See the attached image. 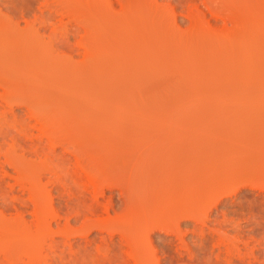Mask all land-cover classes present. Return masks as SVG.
I'll use <instances>...</instances> for the list:
<instances>
[{
    "label": "rangeland",
    "instance_id": "rangeland-1",
    "mask_svg": "<svg viewBox=\"0 0 264 264\" xmlns=\"http://www.w3.org/2000/svg\"><path fill=\"white\" fill-rule=\"evenodd\" d=\"M177 1L181 3L180 6ZM177 1L0 0V131L9 133L11 129L13 133L17 132L18 134H16L20 138H31V140L42 137L40 135L45 132L46 136L47 133L54 131H57V134L67 133L66 135L70 134V139L75 142L77 141L76 137L79 142L82 139L87 149L86 152L90 156L104 152L103 156L106 157L102 156L101 160L104 161L106 158V165L111 160L108 166L112 167L115 176H119L117 172L120 173L118 179L122 176L120 178H123L122 181L138 180L135 177L137 173L140 176L141 170L145 172L146 169L148 170L146 172H149L154 167L155 170L156 167L162 166V169L164 168L162 180L171 182V189L177 186L184 188V185L188 187L189 195L182 196H185V201L181 204V209L184 210V214L183 212L181 214L182 216L188 215L190 212L192 215V212L198 210L197 216L204 215L203 222H207L206 226L204 223V225L202 224V221L198 223L197 218L193 220L196 217L194 215L196 212L193 213L195 216H192L193 218L181 216L182 218L177 223L178 218L175 216L180 218L179 208L174 219L165 218L166 221L170 220V223L175 220V225L179 224L177 226L179 231H177V227H175V231L181 235H176L174 232L169 234L171 239L175 238L172 239L174 242L170 241L168 244L171 248L169 249L167 245L165 246L167 249H165L159 243L158 246L163 248V253L154 242L156 247H152V250L154 249L152 251L147 245L149 242L144 243L147 240L142 241L146 248L137 242L139 246H142V250L139 249L141 247L134 246L133 243L130 248L127 243L126 250L129 256L126 257L129 263H137L139 261L136 260L139 258L141 261L145 255L154 253L150 258L146 256L153 264H164V262L166 264L169 254L175 261H178L176 262L178 264L183 261H186L187 264L190 258L194 259L190 260L193 264H216L218 261L220 264L223 260L226 262L221 264H229L230 259L233 262L235 260L240 262L244 256L248 257H245L242 263L245 261V264L246 262L249 264L246 258L249 260L253 258L255 263L259 260V264L261 262L264 264V260L261 261L258 257L262 252L256 253L258 252L256 249H259V245H261L260 251H263L262 255H264V248H262L264 246V242H262L264 241V229L263 226H260L263 233H258L262 232V229L260 231L257 228L260 216L255 214L257 209L258 211L264 210V205H262L264 204V0L262 2L256 0V2H261H257V6L254 5L255 0H253L254 3L252 0H250L251 2L240 0V7H243L239 8L237 12L231 10L234 14L230 13L229 7L232 9V4L237 0H229L233 2L230 4L231 6L229 4L226 6V8L228 7V11H226H230V15L218 2L208 4L209 8L205 6L204 2H201L202 0ZM242 2L245 4H241ZM246 2L252 4V9ZM196 6L206 12V14L202 13L204 18L201 13L199 16L195 13L196 11H193L196 9L198 13L200 12ZM213 6L216 10L223 8L227 18L233 15L232 20L228 21L226 18L227 22L224 21L225 13L222 10L218 11L221 15L214 12L216 10L213 9ZM238 6L237 3L236 8ZM247 7L250 8L247 10ZM171 8L175 9L173 12H176L177 15L180 12L179 16L173 14ZM254 8L258 11H255ZM210 10H213L214 15L211 14L212 11L208 13ZM188 11L190 15L193 12L196 15L186 17ZM248 11L251 12L248 13ZM259 11L261 13L258 14ZM235 12H239V14ZM251 13H253V18ZM215 14H219V16L216 15V19H214ZM173 15L178 18L174 19ZM235 15L242 19H239L238 22ZM193 16L195 18L189 22L188 18L192 20ZM197 16L200 17L199 20ZM206 21L208 22L206 23ZM9 94H12L15 99L7 102L5 97ZM45 135H43V139H45ZM3 146L1 148L3 152L5 148L9 150L11 147H14L17 153L20 152V147L17 144H12L10 136L6 137ZM57 149L60 148L56 146V151ZM99 156L95 158H101ZM110 156H116V158L112 157L116 162ZM28 159V163L32 162L30 156ZM112 161L113 163H111ZM101 163L104 165L103 162ZM23 165L25 166L27 163L25 162ZM7 168L10 167L5 165L6 171L9 170ZM25 168L32 169L29 164ZM98 172L100 171L97 170V173L90 174H95L94 177H97ZM10 173L12 175L14 171ZM18 173L11 176V179L7 177L6 180L15 184L11 195L21 197L20 186L18 187L19 183L16 180L19 176ZM131 174L132 176L135 174V176L132 177ZM143 174L145 176V173ZM15 175L17 177L14 183ZM20 175L21 178L18 177L20 181L22 179L26 182V179L22 177L23 174L20 173ZM127 176L128 178L130 176V179H127ZM258 188L259 190H257ZM225 192L231 193L232 196ZM23 195L26 198V193ZM214 195L216 196L214 197ZM217 195H222V199L229 204L231 202H235V204L231 203L230 207L228 203L227 205L226 202H222V205L219 204L214 208L210 202L214 204L219 198ZM244 195H246V199L253 195L248 197V200L255 198L257 200L263 196L260 197L263 201H259V199L255 201L258 203H253L256 207V209L253 207V210L250 208L253 204L249 203L250 200L247 203ZM186 197L190 198L186 199ZM213 197L216 200L213 201ZM253 197L254 199H252ZM230 198H233L234 201ZM188 203L190 204L189 208ZM223 203L230 207L228 208L230 212ZM246 203L251 206L248 208L245 206ZM232 205L239 209L234 206L231 209ZM239 205L242 206L243 211ZM208 207H213L214 210L218 208L217 215L219 216L213 219L214 216L209 212L213 208L209 209ZM219 208H223L221 210L224 213ZM247 208L251 210V214L247 213L250 212ZM190 209L193 211L191 212ZM254 211L255 213H253ZM29 212V210L25 212V216L27 213L26 220L31 218ZM205 213H210V218L208 214L205 216ZM221 213L225 216L224 218ZM263 213L264 211L261 214L263 215ZM254 214L255 220L257 219L256 223L253 222L255 221L252 216ZM47 215L50 217V213ZM247 215L253 218H251V223L248 220L252 226L248 224L244 226L248 223ZM48 217L46 218L48 219ZM219 217H222L223 220L221 221ZM2 219L0 218V222ZM215 219L219 223V229H222L223 225V230H220L222 234L216 233L220 231L214 225L215 221H212L214 222L212 227L211 223H208ZM260 220L258 223L261 222ZM263 220L264 218L262 222ZM4 221L5 219L3 225H5ZM61 221L65 220L62 218ZM224 221L230 222H227L226 225ZM233 222L237 224L236 227L240 223L239 229L237 228L238 234L241 229H244L243 232L246 230L254 232L255 225V230L259 231L256 230V234L241 231L243 235H247V238L241 236V232L239 236L237 233L234 235L236 231L235 225L232 226ZM61 223L59 224L61 225ZM193 224L198 227L196 228L194 225L196 229L193 228ZM52 225H54L53 222ZM230 225L234 228L233 231ZM240 225L244 228H240ZM260 225L263 224L260 223ZM5 226L7 227V225ZM55 227L54 229H56ZM214 228L217 229L216 232L213 231ZM193 229L197 230L196 233L202 231L196 234L195 230L192 233ZM223 232L229 235L228 237L224 233L223 237L225 238L222 237V239L225 243L221 239L218 240ZM73 235L69 237L70 242H68L72 245L75 244L74 239L77 238L76 240L80 241L84 237ZM89 235L94 239L93 233ZM89 235L87 239H90ZM155 235L153 233L152 237L154 238ZM187 236L189 237L187 238ZM232 236L239 238L237 240ZM54 237L53 244L56 245L54 249H58L57 247L61 245V242H59L60 245H57L58 239H65V237L58 233L54 234ZM143 237L146 239L145 235ZM152 237L151 239H153ZM190 237L194 239L190 240ZM199 238L201 239L199 240ZM230 238L236 239L238 243L236 244L235 240L233 242L236 247L240 245L239 250L234 248L235 244ZM243 238L248 239L246 240L248 245H242V243H246ZM92 239L91 241L94 243L95 240ZM97 239L99 242V238ZM178 239L180 240L178 241ZM56 240L58 241L55 242ZM97 241L94 244H97ZM63 242L62 246L69 245L65 241ZM177 242L182 243L177 244ZM227 243H233L234 250L230 245V254H226V249L230 247ZM76 245L78 246L77 243L74 246ZM252 245H255V248ZM128 247L133 251L128 252L131 251L128 250ZM133 247H136L139 253L134 251ZM143 248L151 250V252L144 251V254ZM157 248L158 250L155 252ZM249 248L253 251L251 252ZM240 249L241 252H239ZM126 250L124 248L122 251L125 255ZM235 250L242 256H237V258L233 252ZM47 251H50L47 256L52 255L50 253L53 250ZM140 251L143 253V257ZM2 252L4 253L3 248L2 251L0 250V258L3 256ZM42 252L45 253V251ZM42 252L40 255H44ZM134 252L140 254L141 257L139 255L137 259V255H134L136 258L133 255L130 256ZM193 252H196V256L191 255ZM232 252L233 255H231ZM201 253L203 256L206 253L208 258L202 256L203 259L205 258L203 261L202 257H199ZM250 253H253L252 256L258 254L255 256L257 260ZM229 255L231 257L235 255V257L230 258ZM47 256H42V260L49 259ZM224 256L227 259L230 258L228 262ZM52 258L50 260H53ZM261 258L264 257L261 256ZM39 259L41 260V256ZM56 259L58 260V258ZM50 260L48 262L52 264ZM147 260L145 258V261L142 260L141 263L152 264ZM208 260L213 261L209 262ZM39 262L42 263V261ZM254 262L252 263L251 260L250 264H254ZM236 263L238 264L237 261H235ZM42 264L48 263L45 261ZM230 264L232 263L230 262Z\"/></svg>",
    "mask_w": 264,
    "mask_h": 264
},
{
    "label": "bare ground",
    "instance_id": "bare-ground-1",
    "mask_svg": "<svg viewBox=\"0 0 264 264\" xmlns=\"http://www.w3.org/2000/svg\"><path fill=\"white\" fill-rule=\"evenodd\" d=\"M232 1L230 2L229 0H202L201 2L202 3L204 2L205 6L209 7V8H210V5L209 6H207V5L211 4L212 2H213V4L215 2L221 3L223 5L224 9H225V12H227L228 11L227 10L228 7L226 8V6L228 4L229 5L232 4L233 3ZM237 1H235V3L232 4L233 5L231 7L232 9H230V7H229L230 11L232 10V11H236L237 12V11H239V8L243 7V6L240 7V4H239L240 0H237ZM242 1H244V0H242ZM259 1L262 2V0H259ZM180 2H188V1L187 0H183V1L181 0ZM257 2L255 0V3H254V1L252 3H254L255 6H257ZM261 2H258V3H261ZM177 3H179V2L177 1ZM237 3H238L239 6L236 8ZM246 3L248 4L249 2H246ZM180 4L181 3H179V6H180ZM241 4H243V2ZM248 6H251V9L253 7L252 4H248ZM261 6H262V4H261ZM198 7L199 6H196V8L199 11L201 8H198ZM174 8H171L172 9L171 12L173 14H175L176 16H179V13H180V12L178 13L179 10L177 11V13H178V15H177L176 12H173ZM211 8H212V5H211ZM214 8L215 7L213 6V9ZM235 8H236V10H235ZM249 8L247 7V10ZM256 8H254L255 11H258L257 10L258 8L257 9ZM259 8H261V7H259ZM222 9H220V10L214 9V10H216L214 12H218V11L221 12ZM254 9H253V11H254ZM261 9H263V7ZM245 10H246V8H245ZM193 11H196L195 13L199 14V16H200V13H201V15L204 18V15L202 13L205 12V11L200 10L199 13L197 12L196 9L193 10ZM222 11L224 12V10H222ZM232 11L230 13L234 14V12H232ZM210 12H211V14L214 15L213 10H210L208 13H210ZM220 12H218V13L220 14ZM229 12H227V13L229 14ZM249 12H251V11H248V13ZM187 13H188V16H186ZM187 13H185L186 15L184 14L186 17H190L191 15L195 14L193 12V14L190 15L189 11ZM259 13H261V12L259 11L258 14ZM205 14H206V12H205ZM219 14H215V18H214V16H213V18L216 19V15L219 16ZM223 14H222V16L224 18V15L226 16L227 14L226 13L224 15ZM236 14H239V12L236 13ZM252 14L253 13H251V16H252ZM254 15H256V14H254ZM176 16H174V19H175ZM248 16H249V14H248ZM259 16L261 17V15H259ZM232 17H233V15L230 18H227V16H226L224 18V21L227 22V19H228V21H231ZM239 17L240 16H238V15L235 17V18H237L238 22H239V19L240 20L242 19L241 17L240 18ZM250 17H248V18L250 19ZM176 18H178V17H176ZM194 18H195L194 16L192 17V20L190 18H188L189 19L188 21L192 22ZM203 18H201V19H203ZM246 18H247V16H246ZM252 18H253V16H252ZM254 18H256V17L254 16ZM180 19H181V17H180ZM197 19L199 20L200 17L197 16ZM243 19H245V18L243 17ZM207 22L208 21H206V23ZM226 22H224V23H226ZM224 26H225V24H224ZM13 98L15 99V97L12 94H9L8 96L5 97L7 102L11 101ZM1 131H0V218L1 219L3 218V219L1 221L2 223L0 222V226L2 227V228L0 227V250L2 251V248H3L4 253L2 252L3 256L1 255L2 258H0L1 259L0 260V264H17L19 261L22 262L23 264H35L37 262H38V264H42V263H45V261H47V263L49 264L50 262H48V261L52 258V256H53V258H52L53 260H50L52 262V264H127L128 260H127L126 256H129L127 254V250H126L127 243L130 246V248H132L133 245H131V244L133 243L134 246L141 247L139 249L142 250V246L141 245L139 246L138 243L139 244L140 243L143 244L142 241L143 240L144 241L147 240V242L145 241L144 243H148L149 242L150 245L149 244H147V245H148V247L151 250H152V247L155 248L156 246H158L159 243H160V245L162 244L163 248H164L165 246H167L169 244L170 241L174 242V240H172V239H175V238L171 239L170 238L171 236L169 237V234H170V232H174V234L176 233L175 227H177L179 224L178 225H175V224H176V222L178 223L179 219H181L183 216H187L186 218H188L189 216H191L190 218H193V217L196 216L195 218H193V220L197 218L196 221L197 222L199 221L198 223H200L201 221H202V224L203 223L204 224L207 223L206 221L203 222V216L204 215L201 217V215H202V214H200L201 212L199 213L200 216H197L198 210H197V212L194 211V212H196V214H194L195 215L194 216L193 215L194 212H192L193 210L191 211L192 208L190 209V211L192 212V215L189 212L188 215H183L182 216L181 212H183L184 210L182 211L181 204H182L183 201H185L184 197L186 195H189V189H188L187 186L185 187V185H184L185 189L183 188V186L181 188H178V186H177L176 188L174 187V188L171 189L170 188L171 187V182H165L164 180H162V178H163L162 177V172H163V169H164V168L162 169V166L161 167L158 166L159 168L156 167L155 170H154L155 167L153 166L154 168L152 167L153 169H150L149 172H146V171H148L146 169H145V172L143 170H141V172H139L140 176H138V173H137V175L135 177L136 179L138 178V180H135V181H132L130 179V176H129V178L127 176V179H130L131 181L130 180L129 181H125L124 180L125 181V183H124V181H122L123 178L120 179L122 176L118 179V177L120 176V173L117 172L119 176L116 175L117 176L116 177L115 173H114V170L111 169L112 167L108 166L109 165L108 163L111 160H109V158H108L109 161H108L107 165L105 164V159L106 158L104 159V161L101 160L103 157H106V156H103L104 152L101 153L102 155L101 154H97L96 155V156L101 155V156H99L101 158L97 157L98 159L95 158L96 156H90L86 152L87 149H86L82 139L79 142L78 138L76 137L77 141L75 142V141L70 139V134H68V135H66L67 133H65V134L64 133L57 134L58 132L54 131L53 133H50V132H49V134L47 133V136L45 135L46 132L43 134V135H45L44 138L46 139V141H45V139L42 138L43 135H40L42 137L37 138L36 140H31V138L30 139L29 138L26 139L24 137L20 138V136L17 135L18 133L17 132L13 133V131L11 129H10L9 133H8V131H6V132L5 131L1 132ZM7 136H10V139L12 140V144H17L18 147H20V152L19 153L16 152L14 147L13 148L11 147V149H13V151H11V149L8 150V148H5L4 152L1 150V148L4 147L3 145L6 142V137ZM47 145H49V146H47ZM56 146H58L60 148V149H57V151H56ZM95 153H97V152H95ZM112 155H114V154H112ZM29 156L32 158V160L30 159L32 161L30 163H28L29 162V159H28ZM107 157H108V155H107ZM112 157L116 158V156H110V158H112ZM25 159H27V161H25ZM113 159L114 158H112V160ZM106 161H107V159H106ZM113 161L116 162V160H113ZM113 161L111 163H113ZM25 162L27 163V165L28 164L31 165L32 169L29 168L31 170H28L27 168H25V167H27V165H25V166L23 165V164H25ZM101 162H103L104 165H102ZM5 165L7 167H10V168H7V169L10 170V172L14 171V174L15 173L17 174L19 172L18 173V175H19L18 177L21 178V175H20V173H21V174H23V176H22L23 179H26L25 180L26 182L22 181V179L20 181V178H18L16 175H15V177L13 179V181L15 183V179L17 177L16 180H18L17 182L19 183L18 187L20 186V190H21L20 192L22 193L21 197L17 196V195H15V196L11 195V193H13L12 191H14V187L13 186L15 184L9 182L10 180L7 181L6 178L7 177L10 178L11 176L13 177L14 174L12 173V175H11L9 170L6 171ZM113 167H115V166H113ZM97 170L100 171V172H98V176L99 177L97 176V174H96L97 177H94L95 174H90L92 172L93 173H95V172L97 173ZM28 171H29V173H28ZM118 171H120V170H118ZM141 173H142V175H141ZM143 173H145V176H144ZM131 176H132V174H131ZM134 176H135V174H134ZM134 176H132V177H134ZM186 183H184V184H186ZM232 188H234V187H232ZM259 188L257 190H259ZM183 191H184V193H182ZM225 191H228V190H225ZM23 193H26V195H25L26 198L24 197ZM222 194H224V193H222ZM226 194L227 195L230 194L229 196H232L231 193H229V192L226 193ZM22 195H23V197H22ZM183 195H185V196L182 197ZM215 196L216 195H214V197ZM221 196L217 195V197L221 198V199L217 198V200H216V198L213 197L214 199L212 198V200L213 201L216 200V201L214 202V204H211V202H210V205L211 206L213 205L214 208H216L217 205L219 206V204H221L222 202H226V201H224L222 199ZM251 196H253V195H251ZM245 197H246V195H244V198ZM248 197H247V199L245 198L247 203L250 200L249 203L253 204V203H255V201H258V199L260 201L261 200L260 197H263V196H260L259 198H257V200H256V198L254 199V197L252 198L254 200H251V199L248 200ZM187 198H190V197H186V199ZM231 199L233 200V198H230V200ZM208 201H209V199H208ZM261 201H263V200H261ZM227 203L229 204V202H226V204ZM231 203L229 204L230 207H231ZM247 203H246L245 206H247L249 208L251 206V204L249 205ZM256 203H258V202H256ZM184 204H186V203L184 202ZM223 204H225V203H223ZM232 204H235V202L232 203ZM187 205H188V208H189L190 204L188 203ZM206 205H207V203H206ZM225 205H224V207H225ZM227 205H226V207H227ZM259 205H260V203H259ZM259 205H258V208H259ZM262 205H264V204H262ZM233 206L236 207L235 205H232L231 209L234 208ZM242 206H243V203H242ZM242 206L239 205L240 209H241ZM254 206L255 205L253 204V206L250 207V208L253 209ZM221 207H223V206H221ZM230 207H227L226 209L229 211L228 208H230ZM260 207H261V205H260ZM263 207H262V209H263ZM179 208H180V213L178 215L180 216V218L178 216H175L177 214V210H179ZM210 208H213V207H210ZM214 208L211 211H209L214 216L213 219L217 218L219 216V215H217L218 214L217 212H219L218 208L215 209V210H214ZM236 208H238V207H236ZM248 208H247V210L250 211V212H247V213L251 214L252 212ZM221 209H223V208H221ZM221 209H220V211L224 213V211H222ZM254 209H256V207H254ZM28 210L30 211L29 214L31 215L30 216L31 218L27 217L28 219L26 220V216H27L28 212L26 213V216H25V212L28 211ZM208 210H206V211H208ZM259 210H261V209L259 208ZM186 211L188 212V210H186ZM255 211H257L258 214L255 213ZM255 211L253 213H255L256 215H259L261 217V215H262L261 213L264 210H261L262 212L258 211V209L255 210ZM236 212H237V210H236ZM259 212H261V213H259ZM49 213H50V217H48V215H47ZM183 214H184V212H183ZM206 214H208V213H205V216H206ZM241 214H242V212H241ZM255 214L252 215L254 219L252 218L251 215H250L251 217H249L247 215L250 218V219L248 218L247 221L250 220V223H251V221H252L251 218L253 220H255V218H256ZM209 215H210V213L208 214V217H209ZM215 215H216V217H215ZM238 215H240V214H238ZM238 215H235V216H238ZM174 216L176 218H178V220L175 223H174L175 220H173L171 223H170V220L166 221L167 219H171V220H172V218L174 219L175 218ZM263 216H264V213L262 215L261 220H260V217H259V220L261 222L258 223L259 220L257 221V224H258L257 228H259L260 231L262 229V227L260 228V226H263V229H264V223H263L264 220L262 222V219L264 218ZM46 217H48V219ZM222 217L224 218L225 216H223V214H222ZM222 217L221 218L219 217L221 219V221L223 220ZM239 217H237V219ZM62 218L65 221L62 222L61 221ZM165 218H167V219L165 220ZM209 218H207V219H209ZM4 219H5L4 224L7 225V227L5 225H3V220ZM216 220L217 219L211 220V222L208 221L209 224L211 223V227L214 224V222H212V221L216 222V224H214V225H216L217 227L219 226V223ZM233 220H234V218H233ZM256 220L253 221V222L256 223ZM221 221H220V223H221ZM52 222L57 227H55L54 225L51 226ZM167 222H169L170 224L167 223ZM224 222H222V224H224ZM227 222H230V221H227ZM227 222H225L226 225H227ZM59 223H61V225ZM250 223L248 221V223L244 224V226H246L247 224L251 225ZM260 223L263 224V225H260ZM239 224H238V227H236L237 224H235V222H233V224H232V226L235 225L234 227H235V231L236 232L235 233L233 232L234 235L238 232ZM194 225H196V224H193V228H195ZM53 226L56 229H54ZM205 226H206V224H205ZM251 226H249V227L253 230L254 225H253V228ZM197 227H198V225H196V228ZM178 228L179 227H177V231H179ZM204 228H206V227H204ZM208 228L209 227H207V229ZM221 228L222 229H219V227H218V231L223 230V225H222ZM240 228H244V227L243 226L241 227V225H240ZM247 228H248V226H247ZM255 228H256V225H255ZM255 228H254V232L253 231H251V232L256 234V230H258V229L255 230ZM195 229H193V232L192 231L191 232L194 233ZM211 229H213V228H211ZM263 229H262V232H258V233L262 234L263 233ZM188 230H190L189 227H188ZM216 230L217 229H215L213 231L216 232ZM233 230H234V228L232 229V231ZM242 230L244 231V229H241V231ZM200 231H202V230H200ZM224 231H225V228H224ZM241 231L239 230V234H240ZM247 231H249V230H246V232ZM196 232H197V230H195V233ZM242 232H241V236L243 235ZM246 232H243V233H246ZM251 232L249 231L250 234H253ZM57 233H58V235L61 234V236H64L65 239H66L65 240V239L61 238V239H58L59 241L58 240L55 241V242L58 241L57 245L61 244L60 246L62 248L59 246L61 249L59 247H57L59 250L58 249H54V246H56V245L53 244V241H54L53 239L55 238L54 234H57ZM77 233H79V234H77ZM92 233H93V236H94L93 238L94 239H92V237L90 238L89 234H92ZM151 233L152 234L153 233L156 234L154 238L152 237ZM177 233H176V235H179ZM198 233H196V234H198ZM216 233L222 234L221 231L220 232H216ZM224 233H226V232H223L222 236L219 234L221 236V238H218V240L221 239L223 241V239L225 238V237H223ZM73 234H75V235L77 234L80 237L84 236L83 237L84 239L82 238V239H80V241H79V239L76 240L77 238L75 237L76 239H74V242H75V244L76 243L78 244V246L76 245L77 247L74 246L75 244L72 245V243H68V242H70L69 241L70 240L69 237L72 236ZM239 234H238V236H239ZM261 234H260V236H262ZM88 235H89L88 238H90V239H87ZM144 235H145L146 239H144V237L142 238V236H144ZM226 235H227V233H226ZM150 236L153 239H151ZM190 236H191V233H190ZM196 236L194 237L195 239H196ZM227 236L229 237V235H227ZM230 236H231V233H230ZM243 236L247 238V235L245 236V234H244ZM258 236H259V234H258ZM188 237L189 236H187V238ZM192 237H190L191 238L190 240L194 239V238L192 239ZM222 237H223V239H222ZM232 237L236 238L237 240L239 238V237L237 238L235 236H232ZM251 237L253 238V236H251ZM97 238H99V242L97 241L98 240ZM177 238H178V236H177ZM234 238L233 239L230 238V240L232 239V242H233V240L236 241V239H234ZM246 238L245 239L243 238V241L248 240ZM248 238H249V235H248ZM91 239L93 241L95 240V242L97 241V244H94L95 242L93 243L91 241ZM180 239H182V238H180ZM180 239H178V241ZM200 239L201 238H199V240ZM205 239H207V238H205ZM240 239H242V237ZM61 240L65 241L69 245H65L67 247L62 246V244H64V242L62 243ZM181 241H183V239ZM208 241H210V240H208ZM59 242H61V243L59 244ZM153 242L155 243L156 246H154ZM262 242H264V241H262ZM135 243H137V244L135 245ZM178 243L179 242H177V244ZM180 243H182V242H180ZM186 243H184V244H186ZM237 243L238 242L236 241V244ZM247 243H248V241H246V243L245 242L242 243V245L243 244L246 245ZM257 243H259V242H257ZM202 244H204V243H202ZM208 244H209V242H208ZM227 244H226V247L228 245L229 246L232 245V244H228V245ZM236 244H235L234 248L236 247ZM169 246L170 245H168L167 247L170 249L171 247H169ZM178 246H180V245H178ZM252 246H250V247H252ZM260 246L261 245H259V249H256V251L258 250V252L255 251L256 253H259V254H260V252L263 253V251H260L261 250ZM148 247H147V249H148ZM243 247H245V246H243ZM124 248L126 250L125 251L126 255H125V253L122 252L124 250ZM130 248L128 247V250ZM133 248H135L134 251H137L136 247H133ZM144 248H146V245H144ZM158 248H159L160 251L162 250V252H163V248L162 247L158 246ZM158 248L155 250V252H157ZM207 248H208V245H207ZM234 248H233V245H232V250H234ZM236 248L239 250L240 245H239V247H236ZM262 248H264V246ZM50 249L53 250L50 253L52 255L47 256V255H49V252H50V251L48 252L47 250H50ZM165 249H167V248L165 247ZM196 249L198 250V248H196ZM230 249H231V246L229 247V249H226V252H227L226 254H228V253L230 254V252H229ZM241 249H243V248H241ZM241 249H240L239 252H241ZM249 249L251 250V248H249ZM41 250L45 251V253L47 251L48 254L47 253L45 254ZM151 250L144 249L143 253L145 254V252H148V251L151 252ZM176 250H177V248H176ZM236 250L233 251V252H235L234 254L236 255V257L237 256H242L241 253H240L241 255L236 253ZM56 251H58V252H56ZM132 251L133 250L128 251V252H132ZM247 251H249V250H247ZM252 251L253 250H251V252ZM41 252H42V254H44L47 257H49V259L47 257H45L48 260L47 259L46 260H42L44 255H40ZM184 252L186 253V251H184ZM233 252H232L231 255H233ZM244 252H246V250H244ZM140 253H142V252L140 251ZM143 253L141 254L142 257L144 256ZM193 253L191 255L196 256L195 255L196 252L194 254ZM197 253H198V251H197ZM262 253L260 255L262 257H264V255H262ZM153 254L154 253H152L151 255H153ZM201 254L199 255L200 258L203 256V254L202 255ZM205 254L206 253H204V256L206 258L207 256ZM246 254H249V253H246ZM252 254L253 253H250L251 256H252ZM132 255H133V257H135L134 255H137V259H138L140 254H136L134 252V254H131L130 256H132ZM141 255H140V257H141ZM151 255H145L142 258L143 262L145 261V258L147 260V259L150 258ZM156 255H157V253L154 256L156 257ZM235 255L232 256V257H235ZM257 255H255V256H257ZM40 256H41V260L39 259ZM54 256H56V257H54ZM146 256L147 257L149 256V258H147ZM162 256H163V254H162ZM168 256H169V258H168L169 260L167 259L166 264H178V263H176L178 261H175V259H173V257L170 256V254ZM178 256H180V255H178ZM255 256H252V257H255ZM261 256L258 255V257H260L259 259H261V261H262V259L264 260V258H261ZM203 257L201 259L204 261L205 258L203 259ZM216 257H217V255H216ZM232 257L230 256V258H232ZM245 257H248V256H244V258ZM54 258H55V260H57L56 258H58V260L55 261ZM100 258H103V259H100ZM128 258H130V257H128ZM135 258H133V259L131 258V259L132 260H136ZM221 258H223V257H221ZM244 258L242 257L243 260H244ZM131 259H129V260H131ZM179 259H181V258L179 257ZM224 259H226L227 262L229 260V259L226 258V256H224ZM234 259H236V258H234ZM246 259L249 262V264L251 263V260H252V263L254 262L253 258L250 259V260L248 258H246ZM190 260H194V259L190 258ZM190 260H189V262L187 264H189V263L193 264L192 261H190ZM230 260H229V264H230V262L232 264L233 263L235 264V261H237L238 264L239 263L241 264L242 261H243L242 260V261L239 262V260H235L233 262V260H231V261ZM255 260H257V257H255ZM39 261H42V263L39 262ZM136 261H139V262L132 263V264H142L141 261H140V258L138 260H136ZM148 261L150 262L151 260L149 259V260H147V262ZM210 261H213V260H210ZM224 261L225 260H223L222 262H224ZM185 262L183 261V263H185ZM193 262H195V261H193ZM205 262H207V261H205ZM218 262H216V264H218ZM258 262H260V261L258 260ZM258 262L256 261V263L254 262V264H259ZM183 263H181V264H183ZM200 263H201V261H200ZM243 263L245 264V261ZM128 264H131V263L128 262ZM152 264H153V262H152ZM164 264H165V262H164ZM179 264H180V262H179ZM212 264H214V263H212ZM224 264H228V263H224ZM246 264H248V263L246 262ZM260 264H263V262H261Z\"/></svg>",
    "mask_w": 264,
    "mask_h": 264
}]
</instances>
